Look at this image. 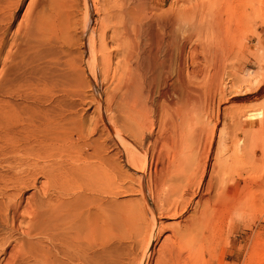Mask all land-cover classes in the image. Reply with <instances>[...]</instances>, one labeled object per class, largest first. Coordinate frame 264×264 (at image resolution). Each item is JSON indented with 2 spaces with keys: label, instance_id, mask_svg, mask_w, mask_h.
I'll return each instance as SVG.
<instances>
[{
  "label": "bare ground",
  "instance_id": "6f19581e",
  "mask_svg": "<svg viewBox=\"0 0 264 264\" xmlns=\"http://www.w3.org/2000/svg\"><path fill=\"white\" fill-rule=\"evenodd\" d=\"M165 4L0 0V264H196L201 246L187 239L185 255L182 245L178 255L174 245L197 230L201 219L210 220V212L223 219L238 206L250 209V180L258 177L251 179L254 168L241 170L245 162L238 161L245 156L237 149L238 161L226 157L234 168H226L240 164L239 171L250 175L236 174L242 186L230 179L225 211L220 204L209 208L206 200L207 212L200 196L192 210L197 214L200 207L199 216L179 218L173 226L161 221L177 219L188 207L184 195L204 136L203 119L228 83L223 76L229 46L239 42L248 18L262 13L264 0ZM226 132H219L220 143ZM223 177L229 179L217 177L223 186L215 180L221 191ZM131 194L138 198L127 200ZM206 220L201 223L209 229ZM126 240L132 242L127 250ZM138 243L144 245L139 259L133 251ZM234 250L228 253L235 258Z\"/></svg>",
  "mask_w": 264,
  "mask_h": 264
},
{
  "label": "rangeland",
  "instance_id": "374dc122",
  "mask_svg": "<svg viewBox=\"0 0 264 264\" xmlns=\"http://www.w3.org/2000/svg\"><path fill=\"white\" fill-rule=\"evenodd\" d=\"M169 1L170 0H166L165 7H167ZM64 21L65 20L63 19V22ZM247 21L248 22L247 23L245 22L243 24L244 27H242V29L238 33V40L237 41H239V42H235L237 44L232 43L233 45L231 44V48L229 46V50H228L229 55L227 56V59H226V72L227 73L223 76V78L226 79V81L228 83L225 84V86H223V88L221 89V92H220V94H223V97L221 95H216V98L214 100L215 102L213 101L208 106V108H209L207 111L208 116L205 115L204 116L205 119H203V121H205V123L204 122L202 123L205 126L204 127L205 128L204 129V136H203V139L201 140L202 142L200 141V144L198 145L199 147L196 149L197 154L195 155V158H194L195 164H193L192 169H191L193 172L191 171L189 174V177L192 176L191 179H188V191L189 192H187V195L186 194L184 195V199H187L186 202H188V207L179 217H177V219L171 220L169 218H166V219L161 220L163 222L164 226H170V225L173 226V225H176L177 220L179 218H180V220H183L184 218L192 217L194 214V212L192 211V210H194L193 206L196 205L194 203L195 202L194 200H198V198H200V196H203L202 197L203 198L202 204L207 200V203L205 202V205L207 204L206 206H209V208H214V206L216 208L220 204V207H222V209H224V211H225L224 207L230 205V203H229L230 202L229 201L230 200L229 189L231 187L232 182L233 181H239V185L242 186L243 182L240 180V177L238 176L239 173H240V176H242V175L244 176L245 174L247 175V173H244L245 169H246V172H248L249 170H253V168H254L252 173L250 171L248 173H251V179H252V177L254 179H256L258 177L257 178L258 182L256 180V181H254V182H256L254 184V182H251V180H250V185H249L250 190H248V192L253 191V195L251 193L248 194V196H249L248 201L251 198V200H250L251 203L249 202V204L251 206L248 204L250 206L249 210H246V207H244V206H238L236 209L233 210V212L229 216L226 214V218H223V219L222 218L218 219V216L214 215L215 213L213 215H211V212H210V214L207 213L206 216L208 218V214H209L210 220L201 219V222H202V220L203 221L206 220L207 222L211 221L212 223L209 222V224L207 225V226L210 225L209 229L206 228V225L204 224L205 222L201 223L199 221L200 224L198 223V226L196 225L197 230H196V227H195V229L193 227L192 231H190V234L187 237H185L186 239H183V241L180 242L181 244L178 243V244L174 245L175 252L177 251L176 253L178 255H180V249H178L179 250V253H178L177 248H178V246H181V245L184 247L183 248L181 246L182 247L181 253L183 251L182 254L185 255L184 250H186L185 248L188 246L186 243L188 242L189 239L191 240L189 242H194L192 244H194L198 248L201 246L200 248H201L202 253L199 252L200 250H198L197 252H199L202 257L198 253H195V255L197 254L196 256L199 259L198 261H201L203 258L204 262L201 261L200 264H205V262H206V264H208L209 262L211 264H231V262H233L234 260H235V264H264V185L262 184V182L264 181V179L262 177H264V176L263 175L259 176V174H261V173L264 174L263 173L264 172V158H263L264 157V10L262 11V13H260L258 15L251 16L250 18H248ZM254 79H256V81H254ZM92 110H93V107L91 109H89V112L86 111L85 114L86 115L89 114L88 116H91ZM257 119H258V121H255ZM213 124L216 125V126H214V130H213L214 134L212 135L211 141L208 142L207 133H209ZM234 125H237V128H238V129H236L237 131L235 130L236 127H234ZM240 125H241V127H240ZM232 127L235 130V132L232 130ZM219 128H221L222 130H220ZM230 128H231L232 132H229V131H231ZM228 129H229V131H228ZM251 129H254L257 132L259 131V134L262 133V132L260 133V130H259V129H261L263 131V133H262L263 136L260 137V135H259L258 138L254 137L255 136L254 130H251ZM239 130H241V131H239ZM245 130L246 131L248 130V133ZM218 131L219 132L220 131H224V132L227 131L226 133L228 135L226 134L227 136H225V141L223 143H220V141L218 140L219 139V132ZM244 131L246 132V134ZM230 133H231V137L233 136L232 133L233 134L235 133L236 136H233L232 138L227 139L228 137H230L229 136ZM250 134H254V135L251 136ZM247 136H250L251 138L247 139ZM226 139L229 142L226 141ZM230 140H231V142L233 141L232 144L230 143ZM236 140H237L236 145H238L239 147L238 146L236 147L234 144L236 142ZM243 140H244V142H243ZM218 141H219V144H218ZM246 141L247 142L251 141V142L250 143L248 142L249 145H247ZM208 143H210V144H208ZM226 144L229 146H227ZM253 144H256L257 147L256 146L253 147ZM221 145H223V147ZM224 147H226V148H224ZM220 148H221V151H220ZM237 149H239L238 154H240V156H241V154H243V156H245L243 158H241L239 156L240 157L239 161H238V159H236V158H239L238 155H236ZM217 150H218V152H217ZM243 150L247 153L249 152V150H250V152H252V151H254V152L252 153L253 154L252 156H251V154L249 155V153H248V155H249L248 156L247 153L246 154L243 153L244 152ZM204 151L206 153H204ZM231 151H232V154L230 155ZM241 151H243V152L241 153ZM207 152H208V154H207ZM220 152H225V154L223 153L222 155H220ZM198 153H199V155H198ZM205 154H207L206 158H204ZM220 156H222V157H220ZM250 156L252 157L251 158L252 163H250L251 161L247 158ZM219 157H220V159H219L220 161L223 160L222 163L219 162V160L217 162V159ZM223 157H225V159ZM226 157H228L227 159H228V161H230L231 164H232V162L234 163L235 160H237L240 163L242 161V159L246 164L247 163L254 164V162L257 164H255L254 166L253 165L250 166L249 164H247L246 165L247 167L244 166V169H242L243 168L242 165H244L245 163L244 162H243L244 164L241 163L242 164L241 170H244V171H241V170L239 171L240 167H237V166H240V164L239 165H237V163L233 164V165H237V166H235V169H233L234 167L231 164H229L233 168L228 167L230 170V174H227L228 168H226V167L229 165H228V161H227ZM231 157H232V159H234L233 161L230 159ZM247 159L250 162H247ZM260 159H262V160H260ZM225 161H226V163H225ZM202 163H205L204 164V168H205L204 170L202 168ZM225 164H227V165L225 166ZM222 165H224V166H222ZM248 166H250V168ZM212 167H213V169H212ZM223 167H225L226 169ZM217 168H219V170ZM220 168H223V171L225 170L224 175L221 174L223 171ZM218 171H219V173L222 171L220 173V176H219ZM232 173H233V175L234 174L236 175L238 173V175H236V176L232 175L231 176ZM201 174H202V178H199L201 176ZM226 175L228 176L229 179H227L226 177H223L227 180L225 182L226 185H224L225 188L222 187L223 191H221L220 185L218 183H216L217 181H215V180L218 179L217 177L222 178V176H226ZM249 175H247V176H249ZM197 179L200 180V183H197L198 182ZM225 179H222V181H225ZM230 179L231 180L233 179V181L230 182ZM219 181L220 180L218 179V182ZM189 183H190V188H189ZM219 183H221V185L223 184L222 182H219ZM229 183H231V184H229ZM216 184H218L217 186H219V188L216 186ZM257 184H259V185H257ZM252 186H255V187H253V190H252ZM208 188H209V190H208ZM190 190H191V193H190ZM214 190L215 191L219 190L221 192L218 193V191H217V193H216ZM206 191H209L210 193H208ZM192 192H194L193 193L194 195L192 194ZM204 192L208 193L209 196L207 194H205ZM211 192H213V193H211ZM222 192L226 196L225 195L224 196L222 195L223 197L220 196ZM211 195H213V196H211ZM217 196L219 198H217ZM132 197L133 198L136 197V199H137L138 195L134 196L133 194H131V196L126 197V199L127 200L133 199ZM188 197H190V198L188 199ZM210 197H211L212 202L210 200ZM214 198L217 201L213 200ZM227 199H229V200H227ZM218 201L221 203H219ZM131 203H134V202L132 201ZM216 203H217V206H216ZM223 203H225V204H223ZM202 204L200 205V207L202 208V206H204V208H205L206 206L204 204L203 205ZM212 205H213V207H212ZM249 206H247V207H249ZM194 207H196V206H194ZM200 207H198L199 213H201V211H202V209L199 210ZM241 207L244 209H242ZM129 209H130V207H129ZM196 209H197V207H196ZM206 209H207V212H209V209L207 207H206ZM241 209L243 211L245 210L246 213L242 212ZM211 210H213V209H211ZM198 212H197V214H194V215L199 216ZM245 215H249V217L248 216L246 217ZM211 217H212V219H211ZM214 222L217 224L216 226L218 228L220 227L221 231L220 230L218 231V228L215 227ZM212 224H214V225H212ZM201 226L202 227L205 226V227H203V229L201 230ZM216 228H217V230H216ZM208 231H209V233H208ZM214 231H216V232H214ZM169 232H170L169 229H167L158 238L156 243H154L155 249L159 248V246L165 240V237H166V235L169 234ZM191 233H194V234H192L193 236L195 235V237H193V240L191 239L192 238ZM211 234H212V236H211ZM202 235H204L203 236L204 240L203 239L201 240ZM205 235H206V237H205ZM194 238L196 240L198 239L197 241H199L200 243L199 242L197 243V241H195ZM185 240H187V242ZM204 241L205 242L207 241V242L205 243ZM144 242H142V244ZM182 242H183V244H182ZM210 242L212 244V248H209V247H211V245H209ZM115 243H117V241H115ZM131 243L132 242H129L127 240L123 243V246H126V247H124L125 250H127L129 248L128 247L129 245L131 246ZM142 244L138 243V245L136 244L137 246L133 245V249L135 248L133 251L135 252V255L138 259H139V254H141V252H142L141 249L144 248V247H142V246H144ZM208 245H209V247H208ZM134 246H136V247H134ZM205 246L208 248V250L206 249ZM181 247H179V248H181ZM230 247L235 249L234 250L236 252L235 258L233 255H229L230 253H228L230 250ZM124 248H123V251H124ZM212 249H213V251H211ZM116 254H117V252H116ZM182 254H181V256H183ZM210 254H211V257H209ZM123 258H124V256H123ZM137 258H136V260H138ZM221 259H222V261H221ZM124 260L126 261V259H124ZM196 260H197V258H196ZM198 261H196V262L199 264ZM115 263H116V261L114 262V264Z\"/></svg>",
  "mask_w": 264,
  "mask_h": 264
}]
</instances>
